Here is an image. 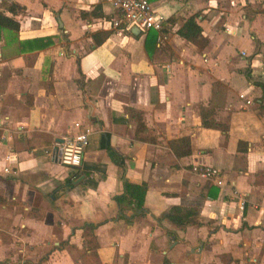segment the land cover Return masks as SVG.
Listing matches in <instances>:
<instances>
[{"label": "crops", "instance_id": "obj_1", "mask_svg": "<svg viewBox=\"0 0 264 264\" xmlns=\"http://www.w3.org/2000/svg\"><path fill=\"white\" fill-rule=\"evenodd\" d=\"M2 1L22 10L0 34V264H264V0H148L162 21L144 31L102 21L109 0ZM191 14L203 47L176 33ZM38 37L47 43L28 41ZM75 121L89 131L69 166L56 143ZM182 135L191 152L175 156L166 140ZM121 176L145 181L141 213L120 214ZM171 205L196 207V222L172 223ZM85 221L96 259L81 245Z\"/></svg>", "mask_w": 264, "mask_h": 264}, {"label": "trees", "instance_id": "obj_2", "mask_svg": "<svg viewBox=\"0 0 264 264\" xmlns=\"http://www.w3.org/2000/svg\"><path fill=\"white\" fill-rule=\"evenodd\" d=\"M2 7L0 9V34L2 30L16 31L18 28V22L14 18L13 14L22 10V6L18 5L15 2H1ZM4 9L11 13L7 15L4 13ZM91 15L101 16L102 12L100 11V5L94 4L88 12ZM166 20L172 21L173 18L168 17ZM151 29V28H150ZM176 33L183 37L184 39L192 42L194 45L203 47L208 38L201 33V27L195 20L193 14L187 16L181 24L176 28ZM37 40V46H43L47 43V37H38L28 41ZM261 89V94L259 98L264 101V83L256 82ZM201 124L204 126H214L215 122L206 120L204 117V112L202 108L199 110ZM131 116L135 119V134L138 130L143 129V123L140 120V114L137 111L130 112ZM167 145L172 150L175 156L186 155L191 152L189 137L186 135L173 137L166 140ZM122 181V190L120 193L115 194L113 199L118 205L120 214H122L123 209H130L132 214L141 213L143 210V197L146 190L145 181L141 182H131L127 180L126 177L121 176ZM67 185L71 183V179H66ZM198 215V209L194 206H180V205H171L167 211L164 213V217L170 220L175 225H185L196 222ZM95 223L90 221H85L81 224V245L82 248L87 252L85 255L87 257L97 258L96 248L98 242L96 236L93 232ZM84 254H81V257L85 258ZM43 257V256H42ZM41 257V259H42ZM170 259L166 256H162L160 264H169ZM96 264H99L98 259L95 260Z\"/></svg>", "mask_w": 264, "mask_h": 264}, {"label": "built area", "instance_id": "obj_3", "mask_svg": "<svg viewBox=\"0 0 264 264\" xmlns=\"http://www.w3.org/2000/svg\"><path fill=\"white\" fill-rule=\"evenodd\" d=\"M113 7V16L107 20H102L108 24L109 27H117L119 29H129L136 27L139 30L155 29L160 30L162 17L155 13L148 0H109ZM226 31H229L224 26ZM157 40L160 41L163 35L157 34ZM239 97H244L242 92L238 93ZM244 101L248 103L250 100L245 98ZM76 130L62 136V139L57 144V160L58 162L77 166L80 163L81 154L85 148L87 133L89 131L87 126H81L79 122H73ZM14 156L12 154L5 155V160H11ZM189 169L200 177L210 179L218 186L223 184V180L219 174V169L212 165L193 163ZM3 172H12V168L4 165ZM242 200L240 199V206Z\"/></svg>", "mask_w": 264, "mask_h": 264}, {"label": "water", "instance_id": "obj_4", "mask_svg": "<svg viewBox=\"0 0 264 264\" xmlns=\"http://www.w3.org/2000/svg\"><path fill=\"white\" fill-rule=\"evenodd\" d=\"M131 30H132V31H135V30H136V28H134V27H133V28H131ZM170 264H171V262H170Z\"/></svg>", "mask_w": 264, "mask_h": 264}]
</instances>
